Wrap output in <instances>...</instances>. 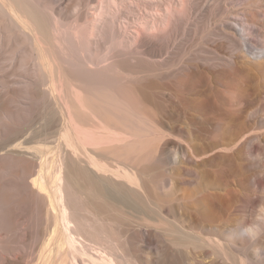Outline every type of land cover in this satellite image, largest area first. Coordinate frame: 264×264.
Returning <instances> with one entry per match:
<instances>
[{
    "label": "bare ground",
    "instance_id": "1",
    "mask_svg": "<svg viewBox=\"0 0 264 264\" xmlns=\"http://www.w3.org/2000/svg\"><path fill=\"white\" fill-rule=\"evenodd\" d=\"M235 1L0 0V264H264V0Z\"/></svg>",
    "mask_w": 264,
    "mask_h": 264
},
{
    "label": "rangeland",
    "instance_id": "2",
    "mask_svg": "<svg viewBox=\"0 0 264 264\" xmlns=\"http://www.w3.org/2000/svg\"><path fill=\"white\" fill-rule=\"evenodd\" d=\"M243 1L242 0H236L234 3H235V6L236 7H238L239 6V8L240 7H242L243 6V3H242ZM237 3V4H236ZM241 3V4H240ZM251 37V39H250V42H252V44L254 45V46H256V47H259V45H258V43L259 42H261L262 41V39L260 38V36H257V35H254L253 37L252 36H250ZM260 38V39H259ZM258 39V40H257ZM257 40V41H256ZM259 40H261V41H259ZM255 41V42H254ZM259 41V42H258ZM264 41V40H263ZM257 42V43H256ZM254 43H256V44H254ZM264 43V42H263ZM258 45V46H257ZM258 102H259V100L258 99H253V101H251V104L253 105V106H256L257 104H258ZM262 207V205H259V206H257V209H260ZM256 209V208H255ZM258 211V210H257ZM250 214V213H249ZM259 215H260V210H259V212H258V214L256 213V217L255 218H258L259 217ZM248 217H249V220L250 219H252V217H250V215H247ZM261 217V216H260ZM262 218V217H261ZM259 219V218H258Z\"/></svg>",
    "mask_w": 264,
    "mask_h": 264
}]
</instances>
